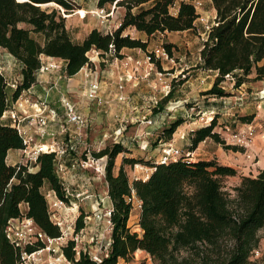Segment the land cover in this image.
I'll list each match as a JSON object with an SVG mask.
<instances>
[{"label":"trees","instance_id":"trees-1","mask_svg":"<svg viewBox=\"0 0 264 264\" xmlns=\"http://www.w3.org/2000/svg\"><path fill=\"white\" fill-rule=\"evenodd\" d=\"M215 18L199 51L202 71L214 72L206 96L225 97L220 84L233 79V87L246 82L264 81V0H210ZM125 6L121 25L112 33L91 30L79 43L71 40L65 25V14L73 12L72 0H0V49L20 65L21 80L13 92V101L22 91L36 84L40 57L65 62L67 77L76 75L87 63V53L95 50L104 56L112 53L119 59L123 49L146 51L147 43L123 35L128 28L147 36L156 33L194 31L199 18L195 8L179 2L173 15L174 0H100ZM151 3L148 8L144 4ZM54 5L50 11L42 6ZM136 8L137 12L132 13ZM169 57L171 44L164 46ZM252 76V78H249ZM181 81L179 84H182ZM6 80L0 74V264H17L18 251L7 240V222L25 215L48 237L57 238L60 230L50 220L49 205L42 193L46 187L54 196L68 203L65 188L56 170L54 154H40L29 171L28 165H7L10 151L24 149L17 130L2 123L7 110ZM173 89L159 105L164 107L172 98ZM252 117H243L250 123ZM183 123L181 119L164 127L159 141H170ZM215 120L209 126L191 132L189 152L205 140H212L233 152H243L225 145L213 132ZM128 153L121 144L107 146L95 159L106 158L104 180L111 206L110 245L100 262L80 252L77 261L70 242L65 256L74 264H119L129 262L138 250L147 254L154 264H256L253 253L258 250L264 233V169L255 177L239 176L233 195L224 190L223 178H233L238 172L216 161L187 162L184 157L166 164L147 163L153 168L146 180L130 183L123 168L133 166L136 159H123V165L113 174L115 159ZM134 192L141 201L138 218L140 233L128 227L133 205L126 200ZM26 210L23 211L22 207ZM84 214L75 220V231L84 228Z\"/></svg>","mask_w":264,"mask_h":264},{"label":"rangeland","instance_id":"rangeland-1","mask_svg":"<svg viewBox=\"0 0 264 264\" xmlns=\"http://www.w3.org/2000/svg\"><path fill=\"white\" fill-rule=\"evenodd\" d=\"M99 1L100 0H72L74 8L72 13L65 14L64 11L60 10L61 16L65 18V25L73 42H81L86 37L88 32L93 29H97L105 34L106 32L112 33L116 30L117 24L122 22L126 11L125 6H118L115 5V3L106 2L102 8H99ZM174 1L177 2L178 0ZM200 1L202 3V7L196 11L199 18L195 21L194 31L184 33H156L148 39L149 50L159 45H162L163 47L166 44L172 45L170 50V60L163 61L162 65L159 64L158 66L159 71L167 73L164 75V79L167 82L166 84L169 85L170 91L173 89L172 98L164 107L161 108L159 102L169 93L165 96L163 92H160L158 87L156 90H153L152 84L150 82H146L147 86L143 87V90H150L152 91V94L143 92L140 93L141 96L148 98V101H146L147 104L145 109H138L137 112V114L142 113L144 116L141 117V115H138V117L133 116L134 118L131 117L122 120L115 119V122L111 121V127H113V125H120L118 130L119 132L109 130L108 134L105 136L101 131L104 128L110 127L108 123L110 121L107 118L103 119L102 117H105L111 109L105 105L98 106L95 102H89L83 98L81 95L83 92L81 84L76 91H68V89H65L63 92L72 102L77 103L79 112L87 117L88 125L80 130H77L73 126H69L67 127V134L60 135L53 141L61 143V146L66 144L72 145V148H67L65 156L57 161L59 163L56 165L57 174L60 179H63L61 181H64L65 184L64 188L68 198V203H63L54 195L50 196L47 193V188H43L42 193L49 205L51 217L54 216L52 217V221L55 223L60 222L63 228L66 229L67 227L70 228L75 225V220L81 213L88 218L86 219L87 224H85V229L89 233V237L93 235L94 237L97 236V238H94V241L92 242H89L88 239L87 242L80 244L79 248L81 251L85 248L86 251H89L91 254H95L97 252L98 255L104 257L106 252L105 250L110 242V234L107 233V225L105 221L97 220L95 217L96 213H103L105 210L111 208L107 196L103 194L106 188L104 175L107 159L104 158L103 160L102 158L100 161L98 160L99 162H97V165L93 164L91 161L96 160L93 156L94 153L99 152L107 146L117 143L121 144L126 150L127 148L130 149L129 151L127 150L128 153H122L117 156L115 159L113 174H117L119 168L123 165L124 158L136 159L138 163L133 166H123L131 183L139 179L145 180L146 176L150 175L149 169L151 168L147 165V163L154 160L152 158L153 155H157L156 158H158V162L163 155L164 150L167 149L169 145H171L174 149L179 150L180 155H182L181 157H186L184 160H188L191 163H196L198 161H216L218 163L221 155H223V153L228 154L229 150L225 149L220 144H215L210 139L200 143L193 152H189L190 134L191 132L197 130L196 128L201 124H203L201 128L209 126L211 121L215 120L217 117L216 122L220 123L218 128L219 133H215H218L222 140L224 137L223 130L226 129L223 126H228V123L222 120V115L230 114L232 115V118H235L237 122H240L238 123L237 128L228 127L231 132L245 129L248 125L252 124L251 122L247 123L242 121V118L244 117L242 115L244 113L240 111V108H243L246 104L250 103H252L251 107H254L255 102L253 99L255 94L264 90V88H258L255 82L249 81L241 85L240 88H235L233 87V79L228 78L225 81L226 84H223L222 86L225 88L223 91H227L229 94H226L225 97L221 98L206 96L202 91H193L191 89L192 86L188 83L185 84L186 86L184 88L182 87L181 91H179L181 86L186 81L194 84L199 82L201 84L200 86L203 87V85L207 84V82L211 79V77L209 78L208 76H212L210 73H202V71L197 69L195 66L198 62L197 58L199 51L206 39V34L214 21L211 17L209 4L207 2L208 0ZM150 5L151 3H147L142 7L148 8ZM53 8H56V6H42V9L47 11H50ZM176 9V7H171L170 13L174 15L177 11ZM136 12L137 9L133 8L132 13ZM108 13H112L110 18L105 19L108 21L101 23L100 17L105 16ZM136 32L137 31L135 29L128 28L123 32V35H129L130 37L136 38L139 37V34H136ZM142 39L145 40L146 38L143 36ZM178 64H181V66H177ZM17 76V72H15V77H13L12 80L17 82L20 81ZM249 78H252V76H249ZM63 79L66 78L64 77ZM181 81L184 82L179 84ZM230 92H232V94ZM133 94V92H130L131 96ZM245 94L246 97L244 96ZM108 95L112 98L113 93H108ZM241 95L245 98H243V104L239 108V106L236 105V98ZM32 96L33 94L28 95L30 102L37 101H33ZM149 96H151V98H149ZM212 99L220 100L222 102V107L219 108L216 104L217 102H214ZM128 101L124 102L123 105L127 104ZM203 101H208L205 102V107H208V105L213 103L211 106L214 108L210 110L207 109L208 111L204 112V106H202ZM93 105H95V107H93ZM24 108L28 110L29 113H33L30 112L32 110L31 106L25 104ZM178 119H181L183 123L173 133L171 140L167 142L159 141L158 137L161 135L163 128ZM120 128H122L123 131H121ZM215 130L216 129H213V132ZM187 153L191 154L187 157ZM179 159L181 158H178L177 160ZM88 160L89 163L88 166H86L85 164ZM33 164L34 163H31L29 165L32 171ZM96 169H98L100 173H97ZM249 174L250 177H253L254 175L252 171L249 172ZM239 176L241 175L238 173V175L234 178L222 179L224 190L231 195L234 194L232 189L235 187V181L237 177L239 178ZM72 177L76 178L79 182L82 181L84 186H81L80 183L78 186L75 183H70ZM74 190H77L78 193H75ZM91 190L93 193H91ZM52 200L60 202V205L53 206V203L51 202ZM139 212L140 209H138L136 205H133L131 217L128 221V227L136 233H140V229L137 225ZM259 235L261 237L258 248L260 255L258 258L253 259L258 260L256 264H264V233L261 232ZM119 264L154 263L144 252H137L133 254V257L129 262L120 260Z\"/></svg>","mask_w":264,"mask_h":264},{"label":"built area","instance_id":"built-area-1","mask_svg":"<svg viewBox=\"0 0 264 264\" xmlns=\"http://www.w3.org/2000/svg\"><path fill=\"white\" fill-rule=\"evenodd\" d=\"M179 2H185L191 4L195 10H199L202 7L200 0H178L174 1L173 8L178 9ZM176 9V10H177ZM112 13H108L105 16H99L101 18V23H104L110 18ZM121 25L118 23L116 29ZM107 33V32H106ZM111 33V32H109ZM95 57V58H94ZM113 59V61L119 65L117 70H121V75L117 79L116 83V99L120 103L128 101L127 97L123 94L125 84L137 80L139 77L142 80H146L152 84V89L156 90L158 87L160 92H163L166 96L169 92V85H167L164 75L167 73L159 71V64L162 65L163 61L170 60V57L164 47L159 45L154 47L149 51H145L141 58H117L112 51L109 53L101 54L95 50H91L90 53H87L88 63L82 69V85L83 92L82 96L89 102H95L96 105L102 106L106 104V99L102 94L101 82L99 80L100 71L95 67L97 63H105L107 58ZM62 61L59 59L50 60L45 62L40 57V68L36 73L37 79L40 75L52 73L61 70ZM141 69L140 75L138 76V71ZM0 74H4V69L0 64ZM4 76V75H3ZM5 78V77H4ZM21 80V79H20ZM39 81V79H38ZM20 81L6 80V86L13 92L17 89ZM37 84V80H36ZM49 84V83H48ZM158 84V85H157ZM224 83L220 84V88L224 90L222 86ZM51 87L57 88V82L51 84ZM50 88V87H49ZM49 88H44L47 92ZM32 87L28 90L22 91L18 98L12 102V105L7 107V116L11 120V127L15 128L23 140L24 149L19 150L21 155V164L30 165L35 163L37 157L40 154H54L56 165L59 163L61 158L65 156L67 148H72V145L66 144L61 146V143L50 142L48 144H39L36 143L34 137L40 139L49 136L48 128L53 123L60 122L62 124L60 134L65 135L67 133V127L73 126L77 130L85 128L88 125V119L85 115L81 114L77 109V106L72 102L68 97L65 96V93L61 92L59 97V104L62 109V114L51 107H49L44 101L37 100L35 102H30L28 95H31ZM246 97V94L244 95ZM243 95L236 98V105L242 106ZM153 99V98H152ZM253 101L255 102V108L257 111L263 109L264 106V90L259 91L255 94ZM27 104L31 106L32 112L29 113L28 110L24 108V105ZM4 115V114H3ZM23 123H25L23 125ZM123 131V129H120ZM223 141L226 145L234 146L239 149H242L245 155L250 154L252 148L255 147L257 141H262L264 143V122L255 125L250 124L245 129H240L238 131H230L228 128L223 130ZM191 153H187V157ZM180 155V151L174 149L171 145L164 150L163 155L157 162V164H166L171 161H177L178 158H183ZM102 159V158H101ZM186 159V157L184 158ZM188 159V158H187ZM100 159L92 160L91 163L96 164ZM189 162L188 160H186ZM86 162V166H88ZM29 171H32L29 166ZM150 174L153 171V168L149 169ZM97 173H100L96 169ZM149 175L146 176V179ZM145 179V180H146ZM66 192V191H65ZM126 200L131 202L132 205H136L138 209L141 208V201L138 200L134 192H131V196L127 197ZM53 206L60 205V202L53 201ZM50 220L52 221V216L50 214ZM111 208L105 210V212H98L95 214L97 220L105 221L107 225V233H111V223H110ZM87 217L84 218V228L80 231H75V225L70 228H63L60 222L55 223L60 230V236L57 238H50L45 233H43L33 222L32 219L22 215L19 218L11 219L7 222V225L4 229L5 236L9 243L18 251V261L17 264H74L72 260H69L65 254L64 249L68 246L70 242L73 243V251L75 252V260L77 261L78 256L81 253L86 254L90 260L95 262H100L101 255L91 254L89 251H86L84 248L83 251L80 250V244L83 242L94 241L93 235L89 237V233L85 229V224H87ZM99 222V221H97ZM110 242L108 243V247ZM107 249L105 250L104 256L107 254ZM259 250H255L253 253L254 258L259 257Z\"/></svg>","mask_w":264,"mask_h":264},{"label":"crops","instance_id":"crops-1","mask_svg":"<svg viewBox=\"0 0 264 264\" xmlns=\"http://www.w3.org/2000/svg\"><path fill=\"white\" fill-rule=\"evenodd\" d=\"M207 2L209 4V9H210L212 20H214L215 10L212 7L211 1L208 0ZM212 24H213V22H212ZM184 32H187V31H184ZM184 32H174V33H184ZM137 33L139 34V37H136V38L131 37V38L139 39L143 43H147L146 51H149L148 39H150L154 35L147 36V35L140 33V32H136V34ZM143 36H144V38H146L145 40L142 39ZM144 52L145 51H142L140 49H123V50H121L120 55L123 58H125V57L141 58L142 55L144 54ZM42 59L45 62H48L51 59L55 60L54 58H50V57H46V56H42ZM0 60H1L0 64H1L2 68L4 69L3 75L5 77V80H8V79L12 80L13 77H15V72H17L18 79L19 80L21 79V75H20L21 65L12 56L7 54L2 49H0ZM197 60H198V62H197V65H198L200 63L199 55H198ZM59 61H62L61 70L40 75L38 78L39 81H38L37 76H36L37 84H35L32 87L31 93L33 94V96H32L33 101L40 99V100L44 101L49 107L57 110L59 112V114H62V109H61L60 104H59L60 94H61V92H64L65 89H68V91H76L78 89V87L80 86V84L82 85V69L83 68L73 77H67L65 74V62L63 60H59ZM197 65H195V66H197ZM177 66H181V64H178ZM95 67L97 69H99V71L101 73L99 76V80L101 82L102 94H103L104 98L107 100L105 106H107L108 108L111 109V111L105 117L104 116L102 117L103 119L107 118L110 121V122H108L110 127L104 128L101 131L102 134L106 136V134H108L109 130L110 131L114 130V131L119 132L118 130H119L120 125L114 126L112 124L113 127H111V124H110L111 121L115 122L116 120L128 119V118H131L133 116L138 117V115H141V117H143L144 115L142 113L137 114V112H138V109L139 110L145 109L146 104H147L146 101H148V98L141 96L140 93L143 92V93L152 94V91H150V90L144 91L143 87L147 86L146 85L147 81L142 80L139 77H137V80H133V81L125 84V86H124L123 94L129 100L128 103L125 104L126 105L125 106V105H123V103L118 102L116 97H115L116 92H117L116 91L117 79L122 74L121 70L115 69V68H119V65H117L113 61V59L108 57L105 63H97V64H95ZM180 71H182V70H180ZM200 71H202V70H200ZM140 72H141V69L138 71V74H137L138 76L140 75ZM177 73H178V70H177ZM202 73L212 74V76H208L209 78L211 77V79L209 82H207V84H204L202 87V86H200L201 84L199 82L194 84V83H191L189 81H186L181 86V89L179 91H181L182 87L184 88L186 86L185 84H187V83L190 86H192L191 89L193 91L197 90L199 92L202 91L205 93L208 90H210L217 74L214 72H209V71H202ZM64 77L66 79H63ZM56 82H57V88L55 89V88L51 87V84L56 83ZM48 83H49V85H48ZM223 83L226 84V82H223ZM227 83H229V82H227ZM256 86H258V88H264V81L256 83ZM46 87L47 88L50 87L47 92L44 89ZM82 88H83V85H82ZM8 91H9V94H8ZM130 92H133L135 95L133 94L131 96ZM6 93H7V107H9L10 105H12V102H13V99H12L13 91L10 90L8 87H6ZM108 93L109 94L113 93L112 98L110 95H108ZM225 93L229 94V92H227V91H225ZM230 93L232 94V92H230ZM81 95H82V93H81ZM149 98H151V96H149ZM213 101L217 102L216 104L219 108L222 107V102L220 100L214 99ZM205 102H208V101H203L202 106H204L203 107L204 112L214 108L211 106V105H213V103L208 105V107H212V108L205 107V105H204ZM75 104L77 106V103H75ZM251 106H252V103L246 104V106H244L243 108H240L241 109L240 111L244 113L242 116L252 117V120H251L252 124L259 125V124L263 123L264 106H263V109L260 111H256L255 105H254V107H251ZM93 107H95V105H93ZM77 109H78V107H77ZM30 112H32V110ZM235 112H237V111H235ZM228 113H231V112H228ZM222 116H223L222 120L225 121L226 123H228V126H223L224 128H228V127L229 128H233V127L237 128L238 127V123H240V122H237L235 120V118H232L231 117L232 115L226 114V115H222ZM216 120H217V117L215 118L214 129H216V130L214 132H218V130H219L218 128H219V124H220V123L216 122ZM2 123L7 125V126H11V120H10V118H8L6 111L2 117ZM24 124L25 123H23V125ZM202 126H203V124L199 125L196 129H200ZM61 127H62V124L60 122L53 123L48 128V130H49V136L48 137H44V138L40 139V138L35 136L34 140L36 141V143H39V144H48L50 142H53L54 139H57V137L61 135L60 134ZM189 132H190V130H189ZM117 134H120V133H117ZM74 138H76V137H74ZM127 150L129 151L130 149L127 148ZM156 157H157V155H153L152 158L154 160L151 161L150 163L156 164L157 159H158ZM103 160H104V158H103ZM6 162H7V165H9V166L21 164L22 161H21V155L19 154V150L10 151L7 154ZM218 163L220 165L233 168L241 176H250L249 172L252 171V173L254 174L253 177H255L259 173V171L264 169V143L261 141H258L256 143V146L252 148V151L250 152V154H247V155H245L244 152H242V153L241 152H233V151L229 150L228 154L223 153V155H221L220 161H218ZM36 170H37V168H33V171H36ZM66 177H68V176H66ZM61 180H63V179H61ZM80 180H82V179H80ZM235 182H236L235 186H237L239 183L238 177H237ZM62 183H63V186H65L64 181H62ZM70 183H73V184L75 183L77 186L80 183L81 186L82 185L84 186L82 181L79 182L74 177H72ZM44 188H46V187H44ZM74 191H75V193H78L77 190H74ZM47 193L50 196L54 195L52 192H50L48 190H47ZM91 193H93L92 190H91ZM103 194L107 196V184H106V188H105V191L103 192ZM107 198H108V196H107ZM51 202H53V200ZM22 210L25 211L26 207L23 206ZM137 252L142 253V251H140V250H138ZM137 252H135V253H137Z\"/></svg>","mask_w":264,"mask_h":264}]
</instances>
